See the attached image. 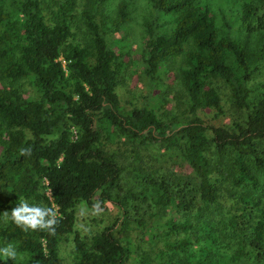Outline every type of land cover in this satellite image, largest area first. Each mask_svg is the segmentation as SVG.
I'll return each instance as SVG.
<instances>
[{"label": "trees", "instance_id": "trees-1", "mask_svg": "<svg viewBox=\"0 0 264 264\" xmlns=\"http://www.w3.org/2000/svg\"><path fill=\"white\" fill-rule=\"evenodd\" d=\"M103 1L92 0V5L81 10L86 38L74 42L70 22L73 0H54L53 8L45 0H0V80L24 78L36 94L23 95L0 85V242L13 243L28 256L27 262L18 264H61L58 244L69 234L73 235L71 264L127 261L130 248L113 232L120 217L92 236L89 243L73 229L77 203L83 201L91 207L97 201L101 205L108 201L122 216L134 195L130 190L118 193L123 168L116 154L106 149L102 133L116 132L130 140L176 150L198 179V198L203 204L214 203L219 191L216 177L210 175L216 169L204 154L209 144L217 152L228 149L231 153L235 184L256 188L253 169L264 172V158L253 145L254 140L264 139V83L258 96L249 101L246 82L252 69L246 49L230 34H217L208 6L194 0H151L156 12L172 16V26L166 31L155 20L147 23L143 73L149 87L154 88L161 63L178 55L181 60L176 76L186 100L182 115L159 118L153 109L124 106L117 97L115 86L125 61L121 50H114L107 42L105 24L95 17ZM259 1L264 5V0ZM254 11L243 1L237 9L238 20L244 22ZM117 13L115 27L126 15L125 3L119 4ZM255 20L258 29L264 28V11ZM248 26L249 31L255 29ZM187 42L190 46L185 49ZM216 76L230 85L231 102L242 112L240 121L207 124L199 114L205 108L217 114L222 111L209 80ZM22 148H30L31 154L21 155ZM152 186L157 204L174 203L161 183ZM45 188L48 196L43 193ZM23 200L58 208L55 234L24 232L11 222H3L2 213ZM166 224L184 232L192 227L188 220ZM247 227L250 231L243 228L242 242L264 261V212ZM203 230V236L210 239L206 225ZM193 234L196 240L197 232ZM189 243L186 234L165 244L174 251ZM203 246H199L201 252ZM166 264L180 263L170 260Z\"/></svg>", "mask_w": 264, "mask_h": 264}, {"label": "rangeland", "instance_id": "rangeland-1", "mask_svg": "<svg viewBox=\"0 0 264 264\" xmlns=\"http://www.w3.org/2000/svg\"><path fill=\"white\" fill-rule=\"evenodd\" d=\"M53 1L45 0V3L53 8ZM91 1L73 0V17L70 22L74 42L86 38L79 14L83 8L92 5ZM194 1L208 6L218 35L230 34L246 49L247 62L252 69L250 79L246 82L249 89L248 100L253 101L264 83V28L258 29L255 20V16H260L264 11L263 3L259 0ZM243 1H248L255 8L254 15L244 22L239 21L237 16V9ZM122 2L125 3L126 15L115 27L118 6ZM95 17L107 27L105 38L109 45L114 50H121L124 56L122 77L115 86L120 103L124 106H145L153 109L159 118L182 115L186 100L184 89L176 76L180 57L177 55L161 63L162 68L157 74L159 80L152 89L143 73L141 60L147 37V23L155 20L168 31L172 26V16L156 12L151 0H104ZM248 25L255 29L249 31ZM189 46L190 42L184 44L185 49ZM209 80L220 98L222 111L217 114L213 109H201V117L207 124L240 121L242 112L231 102L230 85L217 76ZM0 85L12 87L23 95L36 96L24 78L0 80ZM25 133L27 136L31 135L28 131ZM102 136L106 149L116 154L123 168L119 180L121 189L117 190L118 193L130 190L134 195L128 199L122 216L108 201L101 205L104 210L100 215H92L91 207L83 201L77 203L74 208L73 229L83 240L89 243L92 236L99 233L104 226L113 223L116 217H120L113 232L130 248L125 264H166L170 260L180 264H264L241 238L243 228L250 231L247 226L264 212V172L253 169L257 177L256 188L245 183L235 184L233 179L236 168L231 153L228 149L217 152L209 144L204 154L210 165L216 169L210 175L216 177L219 191L214 203L203 204L198 198V179L176 150L167 149L158 143L146 144L143 141L130 140L116 132L110 135L102 133ZM253 145L264 158V139L254 140ZM155 182L161 183L174 198L171 206L156 203L152 192V183ZM43 193L48 196V189H43ZM82 208H87L88 214L81 216ZM183 220H188L192 226L187 232L170 229L166 224L168 221ZM204 225L207 226L210 236L208 240L203 236ZM195 232L196 240L193 238ZM186 234L189 235L191 243L184 249L171 251L166 246L167 241L177 240ZM72 236L66 235L58 244L61 264H71L74 260ZM6 244L0 242V247ZM201 245H204V252L199 248ZM18 256V263L29 260L23 252L18 251ZM9 261L13 262L11 259Z\"/></svg>", "mask_w": 264, "mask_h": 264}, {"label": "clouds", "instance_id": "clouds-1", "mask_svg": "<svg viewBox=\"0 0 264 264\" xmlns=\"http://www.w3.org/2000/svg\"><path fill=\"white\" fill-rule=\"evenodd\" d=\"M21 155H30V148L20 149ZM103 207L97 201L91 206L92 215H100L103 212ZM87 208L80 210V215L88 214ZM3 222L7 224L11 222L19 227L24 232L46 231L50 235L55 234L56 226L58 225V208L43 206L40 204H30L27 200L21 201L16 204L10 212L5 211L2 213ZM11 259L14 264H18L19 256L17 245L8 243L0 247V261L6 262Z\"/></svg>", "mask_w": 264, "mask_h": 264}]
</instances>
